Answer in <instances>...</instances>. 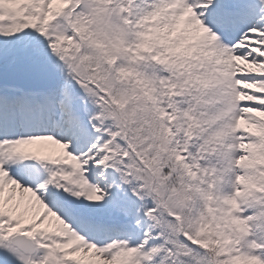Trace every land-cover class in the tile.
Listing matches in <instances>:
<instances>
[{"label": "snow or ice", "instance_id": "6c2138e0", "mask_svg": "<svg viewBox=\"0 0 264 264\" xmlns=\"http://www.w3.org/2000/svg\"><path fill=\"white\" fill-rule=\"evenodd\" d=\"M0 264H264V0H0Z\"/></svg>", "mask_w": 264, "mask_h": 264}]
</instances>
